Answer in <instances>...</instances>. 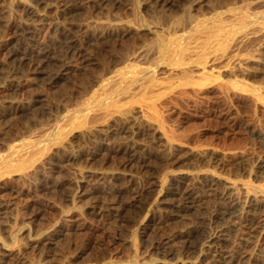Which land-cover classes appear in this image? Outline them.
<instances>
[{
    "label": "rangeland",
    "instance_id": "374dc122",
    "mask_svg": "<svg viewBox=\"0 0 264 264\" xmlns=\"http://www.w3.org/2000/svg\"><path fill=\"white\" fill-rule=\"evenodd\" d=\"M39 12L55 14L57 29L34 31L22 16L23 6L0 0V111L17 101H37L24 114L0 115V159L39 149L51 132L67 133L36 155L37 170H48V182L41 176L0 179V200L8 205L0 209L5 232L0 248L5 243L13 252L0 256V264H201L212 239L225 234L235 244L242 236L233 228L238 219L213 213L245 211L232 205L238 197H264V0H47ZM217 16L234 19L249 38L237 50L232 71L201 79L205 93L196 94L198 86L179 84L167 61L154 62L158 52L149 43L158 35L188 36L199 20ZM178 17L181 22L174 24ZM14 22L21 27L11 28ZM29 48L52 50L43 58V73L32 81L26 75L32 62H17L7 52ZM148 67L163 78V100L177 85L187 93L163 107L166 134L134 136L139 151L146 150L144 163L129 165L121 152L100 153L89 164L79 157L67 161L75 150L95 147L72 141L84 129L70 126L78 103L120 71L138 70L142 77ZM58 72L63 79L52 83L50 75ZM12 80L21 86L11 87ZM240 82L245 89L234 88ZM122 135L116 145L132 139ZM59 163L63 170L49 174ZM81 171L96 173L90 179L93 193L74 203L87 185ZM205 175L223 182L203 186L199 180ZM16 211L20 219L14 226ZM66 222L76 224L66 227ZM64 227V234L53 236ZM12 228L18 240H7ZM195 230L189 239L182 235ZM250 240L234 250L257 257L246 264H264V245Z\"/></svg>",
    "mask_w": 264,
    "mask_h": 264
},
{
    "label": "bare ground",
    "instance_id": "6f19581e",
    "mask_svg": "<svg viewBox=\"0 0 264 264\" xmlns=\"http://www.w3.org/2000/svg\"><path fill=\"white\" fill-rule=\"evenodd\" d=\"M14 3L18 6H23L24 13L22 16L27 17L32 22L29 27L34 29V31L43 28L48 30L57 29L55 14H41L39 12L40 8L47 3V0H26L25 3L23 0H14ZM87 3H90V0H87ZM243 16L245 18L249 17L247 14ZM233 21L234 19L217 16L210 22L199 20L194 25L193 32L188 36L165 38V36L158 35L157 38L149 43L158 52L154 62L167 61L171 65V68H169L170 73L179 77V84L196 85L198 86V88H194L196 94L205 93L201 79L218 78L232 71V63L237 50L241 49L249 38V33L246 31L240 32V27L234 25ZM180 22L179 17L174 19V24H179ZM192 22L193 16H190L188 23ZM36 24L40 25V28ZM10 27L13 29L18 28L21 27V24L14 22L10 24ZM114 27L111 29L112 31ZM81 28L86 33L89 32L88 26ZM75 50L77 52L78 49ZM79 51L82 52L81 50ZM7 52L12 60L17 62L30 60L32 62V68L26 74L29 77L28 80L32 81L43 73V58H48L52 50L29 48L7 49ZM85 56L86 54L83 53V57ZM32 57H36V59L32 60ZM109 67L110 65L106 63L105 70ZM143 72L144 74L141 77L138 70L120 71L110 82L105 83L97 94L78 103L79 107L75 108L71 114L70 126L72 128L83 127L84 129L80 131L79 135L73 136L72 141H76L77 138L86 145L93 143L95 147L87 146V149L75 150L73 153L68 154L67 161L79 157L89 164L100 153L117 155L121 152L127 158L129 165L144 163L147 158L145 157L146 150L139 151V146L133 139L134 136L136 134L150 133L152 135L158 130L162 135L166 134L161 129L165 119L163 107L187 93V90L177 85V88L172 90L163 100L162 93L166 88L165 84L162 85L164 83L163 78L158 77L155 70L149 67L143 68ZM63 77L64 75L58 72L50 75L49 78L52 83H56ZM10 84L13 88L21 86L17 80H12ZM234 88L245 89V84L240 82L235 84ZM256 97L260 98L261 94L256 93ZM123 99H125L124 102ZM36 103L37 101L35 100L27 102L17 101L11 103L8 109L1 110L0 115L5 117L14 115L16 117L31 110ZM66 133V130L51 132L48 143L43 144L39 149L33 152H17L11 159H0V179L9 178L12 175H18L19 178L28 177L33 179L41 176L48 182L47 179H50L48 170H42V172L37 170L36 155L42 151L50 150ZM122 134L130 136L132 139L116 145L117 136L120 137ZM58 147L56 146V148ZM52 156L55 157L56 154L53 153ZM58 161L62 162L61 160ZM63 168L64 165L59 163L56 167V173L49 171V174H59L57 172H61ZM81 173L82 177L86 179L87 185L82 188L78 200L74 199V203L80 202L79 200L83 198H90L93 193L89 188L90 179L96 173L90 171L86 173L81 171ZM99 178L102 179V176ZM222 182L221 178L214 175H205L202 180H199L201 185L210 188H217ZM48 187L47 184H43L44 189ZM226 188L232 189L233 187L226 186ZM192 193V191L187 190L188 195ZM232 200L234 201L232 205H240L242 210L245 211H217L213 213V217H216L217 214H229L231 218H237V225H233V228H237L242 236L235 244L225 237V234L212 239L201 255V264H246L253 259L258 260L250 252L245 250L243 252L236 251L234 249L235 247L246 248L251 243V238H254L255 245H264V197H260L257 194H248L243 198L238 197V199ZM5 208H8V205L3 200H0V209ZM92 209L96 211V207ZM2 212L6 213L7 211ZM10 213L13 214L14 211ZM19 219L20 214L16 211L12 219L15 221L14 226H16ZM73 224L75 225L76 222L64 223L66 227H70ZM12 229L8 232L7 240H18L20 238L19 235L14 228ZM65 231V227L61 228L55 231L53 236L59 237ZM195 232L197 230L191 233L184 232L182 235L189 239ZM4 233L3 230H0V237L4 236ZM5 245V243H2L0 248V256L3 258L13 254L11 249H6Z\"/></svg>",
    "mask_w": 264,
    "mask_h": 264
}]
</instances>
